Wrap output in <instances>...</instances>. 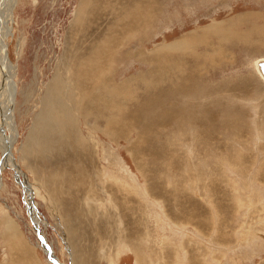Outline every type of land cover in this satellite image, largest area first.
I'll list each match as a JSON object with an SVG mask.
<instances>
[{"label":"rangeland","instance_id":"374dc122","mask_svg":"<svg viewBox=\"0 0 264 264\" xmlns=\"http://www.w3.org/2000/svg\"><path fill=\"white\" fill-rule=\"evenodd\" d=\"M11 3L0 264H264V0Z\"/></svg>","mask_w":264,"mask_h":264},{"label":"bare ground","instance_id":"6f19581e","mask_svg":"<svg viewBox=\"0 0 264 264\" xmlns=\"http://www.w3.org/2000/svg\"><path fill=\"white\" fill-rule=\"evenodd\" d=\"M85 4V3H84ZM12 3H11V0H3V3L1 5V11L4 13V16H5V19L1 22L0 21V64H1V67L3 66V69L0 68V80H1V87H0V107H1V112H0V144L2 145V141L1 139H5L4 134L6 136V128L9 129L10 131H12V133L14 132L15 133V136L13 135L11 141H14L16 136H17V124L15 122V118H14V115H13V109H14V99H15V88L13 86V82H12V79L15 78V75H16V66L15 64H13L11 61H10V58L8 59L9 57V54H8V46L7 44L5 43V39L6 36L11 33V22L13 20V13L12 12ZM8 16H9V20H8ZM233 33V31L231 32ZM221 35V34H220ZM228 36V35H227ZM226 38V37H225ZM190 45V44H189ZM188 46V45H187ZM88 54V53H87ZM90 56V54L88 55ZM106 56L108 57V55L106 54ZM161 56V55H160ZM181 56V55H180ZM158 57V56H157ZM156 57V58H157ZM109 58V57H108ZM164 58V57H163ZM161 60V59H160ZM103 61H106L108 62L109 64L112 62V59L111 57L109 58V60H103ZM159 61V60H158ZM104 63V62H103ZM256 63V62H255ZM257 67H258V70L260 72V74L262 75V77L264 78V72H263V65H264V59H259L256 63ZM187 66V65H186ZM256 67V66H255ZM187 69H190V68H187ZM191 71V70H190ZM93 72V71H90L89 73H86L87 75V78L90 80V76L89 74ZM94 73V72H93ZM92 74V73H91ZM260 75V76H261ZM164 76V75H163ZM166 76V75H165ZM161 77V76H160ZM85 78V79H87ZM163 78V77H162ZM94 79V78H93ZM83 79H80L78 78V84H79V88L82 90V89H87L88 88V83L85 82V81H82ZM161 81V80H160ZM125 83V82H124ZM127 83V82H126ZM148 83V82H147ZM148 85V84H146ZM145 85V86H146ZM147 88V87H146ZM146 90V89H145ZM179 92V91H177ZM170 96V95H169ZM164 101V99H163ZM161 103L159 102V105ZM49 110H52V111H48V113L45 115V116H48L50 115L53 120L56 122V124L58 123L59 125H62L64 127L65 124H73V118H72V115H71V112L69 109H64L60 104H55L53 106H50V109ZM73 110V109H72ZM44 113H46V111H44ZM49 116V117H50ZM52 121V120H51ZM40 124V123H39ZM54 125V124H53ZM61 126V127H62ZM54 127V126H53ZM57 129V128H56ZM55 129V130H56ZM57 133V132H56ZM8 137V136H7ZM4 140V141H5ZM9 141V140H8ZM6 140V142H8ZM7 145V144H6ZM3 146V145H2ZM4 147V146H3ZM9 146H7L6 148H8ZM2 148V147H1ZM6 148H2L3 149V157L7 160H9V162L11 163L10 166H12L13 168L16 169L17 172L20 173V168L14 163L12 157L10 156V150L8 151V149ZM1 149V150H2ZM3 158V159H4ZM9 164V163H7ZM1 165V164H0ZM3 165V164H2ZM24 175V174H22ZM19 177V176H18ZM24 184V186H26V197H27V201L29 203V208L34 216V220H35V223H39V222H42V220H40V216H39V212L37 210V206L36 204H34V202L32 201L31 197V189L28 185H26L25 182H21ZM31 214V215H32ZM46 239L43 238V245L42 247L44 248L45 252L50 256V257H53L52 259L54 260V264H61L60 261L56 258V256H54V252H53V248L52 246H48L46 245L45 243H47L45 241ZM51 247V248H50Z\"/></svg>","mask_w":264,"mask_h":264},{"label":"water","instance_id":"95a60500","mask_svg":"<svg viewBox=\"0 0 264 264\" xmlns=\"http://www.w3.org/2000/svg\"><path fill=\"white\" fill-rule=\"evenodd\" d=\"M263 72H264V65H263ZM16 175H19L17 171H16ZM36 229H38V232H40V228H39V226H38ZM45 244L48 245V246H50L48 243H45ZM50 248H51V247H50Z\"/></svg>","mask_w":264,"mask_h":264},{"label":"crops","instance_id":"0c3cea01","mask_svg":"<svg viewBox=\"0 0 264 264\" xmlns=\"http://www.w3.org/2000/svg\"><path fill=\"white\" fill-rule=\"evenodd\" d=\"M261 60V59H260Z\"/></svg>","mask_w":264,"mask_h":264}]
</instances>
